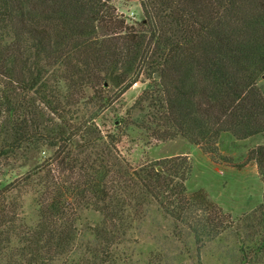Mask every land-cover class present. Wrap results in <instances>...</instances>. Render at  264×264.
Returning <instances> with one entry per match:
<instances>
[{"label": "trees", "instance_id": "trees-1", "mask_svg": "<svg viewBox=\"0 0 264 264\" xmlns=\"http://www.w3.org/2000/svg\"><path fill=\"white\" fill-rule=\"evenodd\" d=\"M114 1L0 0V264H118L153 205L187 225L199 248L240 224L203 188L189 193V154L134 161L132 125L148 144L182 136L214 164L254 163L264 183V144L240 161L219 148L223 134L264 133V0H123L139 2L135 23ZM146 76L139 117L109 125L106 112ZM33 157L25 172L11 164ZM86 211L101 216L87 239ZM253 214L241 220L255 231V261L264 188Z\"/></svg>", "mask_w": 264, "mask_h": 264}, {"label": "rangeland", "instance_id": "rangeland-1", "mask_svg": "<svg viewBox=\"0 0 264 264\" xmlns=\"http://www.w3.org/2000/svg\"><path fill=\"white\" fill-rule=\"evenodd\" d=\"M114 4L118 12L127 16L128 22L135 23L142 20L143 13L139 2L115 0ZM149 81L146 76L120 96L106 112L109 115L105 116L109 125L117 115L127 112H130L134 119L139 117L137 102ZM258 84L264 93V74ZM128 134L135 140L131 155L134 161L145 157L158 160L188 153L193 163L192 174L186 182L189 193L203 188L209 198L222 208L223 215L230 216L231 221L241 222L238 226L232 224L214 239H207L199 248L187 225L183 226L176 222L173 217L165 215L153 205L147 217L134 231L132 239L122 247L126 258L118 264H198V257L201 259V264H264L262 254L255 261L249 258L252 255L250 248L254 245L256 234L252 228H243L241 220L244 216L251 217L252 220L250 219L249 222L259 219L257 214L253 213L263 201L264 183L256 164L252 163L243 170H238L233 166L214 164L211 160L201 156L197 148L182 136L159 144H148L146 131L136 125L129 128ZM228 135L220 138L219 148L225 150V154L232 156L236 161L244 158L249 147L264 144V133L246 140L236 139L238 142L230 134ZM34 157L30 160L22 159L18 163L22 167L17 168V161L12 160L11 164L16 167L15 171L25 172L26 169L31 168L33 161H37ZM3 172L1 167L0 174ZM3 179L4 177L0 175V183ZM24 203L29 219L34 221L37 217L34 195L26 194ZM226 219L229 220L228 217ZM100 220L101 216L98 212H85L80 221V227L86 239L92 236L91 227ZM244 250L247 260H244Z\"/></svg>", "mask_w": 264, "mask_h": 264}, {"label": "crops", "instance_id": "crops-1", "mask_svg": "<svg viewBox=\"0 0 264 264\" xmlns=\"http://www.w3.org/2000/svg\"><path fill=\"white\" fill-rule=\"evenodd\" d=\"M225 135H228V134H223L222 137L225 136ZM228 136H229V135H228ZM252 137H253V136H252ZM250 138H251V137H250ZM235 140H236V139H235ZM236 141L238 142V140H236ZM219 143H220V142H219ZM256 145H258V144H256ZM221 151H222L223 153H226L225 150H223V149H221ZM186 154H188V153H186Z\"/></svg>", "mask_w": 264, "mask_h": 264}, {"label": "water", "instance_id": "water-1", "mask_svg": "<svg viewBox=\"0 0 264 264\" xmlns=\"http://www.w3.org/2000/svg\"><path fill=\"white\" fill-rule=\"evenodd\" d=\"M106 85H107V83H106Z\"/></svg>", "mask_w": 264, "mask_h": 264}]
</instances>
